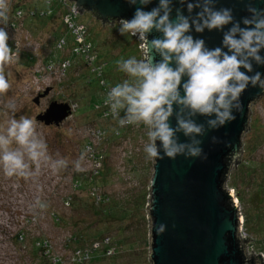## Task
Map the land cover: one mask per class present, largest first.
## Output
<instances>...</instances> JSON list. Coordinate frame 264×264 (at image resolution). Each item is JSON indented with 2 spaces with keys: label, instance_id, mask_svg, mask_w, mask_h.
Returning a JSON list of instances; mask_svg holds the SVG:
<instances>
[{
  "label": "rangeland",
  "instance_id": "1",
  "mask_svg": "<svg viewBox=\"0 0 264 264\" xmlns=\"http://www.w3.org/2000/svg\"><path fill=\"white\" fill-rule=\"evenodd\" d=\"M9 6L8 24H0V27L5 28L8 34L13 58L5 68L10 89L0 95V128L5 127L13 118H31L35 122L37 133L46 141L52 160L63 158L68 163L60 170H54L50 163L42 164L39 174L27 179L6 177L0 170V264H49L50 261L35 249L36 243L44 240L51 244L54 254L67 255L70 250L64 247V241L69 236L76 235L75 230L88 227L94 230L102 226L97 224L98 220L90 206L91 198H94L93 189L100 195L105 194L114 199L129 217L118 240H124L125 246L136 242L137 253L143 251L144 246L149 251L148 215L145 214L143 220L138 213L137 216L127 215V211L131 210L127 202L131 204L132 199L144 186L149 190L153 160L146 159L143 151L148 142L147 129L143 125H129L128 129L117 135V122L103 117L101 112L97 113L94 108H88L89 98L94 95L95 89L85 87L84 81L88 80V74L81 69L80 61L74 59L68 72H63L59 66V61L63 60L61 56H67L69 52L58 51L56 43L59 37H64L68 43L72 39L66 24L61 20L62 15L40 17L39 13L43 9L46 10L43 0H9ZM18 9L21 10L19 17L15 15ZM33 10L38 13L30 16V11ZM53 12L56 13L57 10L54 9ZM77 19L88 25L89 37H95L100 44L104 42L109 47L112 32H108L106 27H103L104 24L102 25L92 13L84 12L79 14ZM50 62L53 69L46 71L45 67ZM46 89H49V93L40 97L36 104L35 98ZM53 101L75 107L71 116L58 127L44 126L36 121L35 117ZM9 105L14 107L10 108ZM249 122V132L244 134L242 140L252 146L257 139H262V143L255 151H247L244 156L250 162L259 164L264 162V96L251 106ZM96 130H101L100 135H97ZM93 132L96 134L91 135ZM82 155V170L77 171L74 164ZM89 155L100 156L96 161L92 157L88 158ZM96 163H100L99 168ZM103 163V176H96L94 170H102ZM233 170L232 167L229 172L233 194L236 197V190L245 188L248 191L245 195L248 202L255 193V183L253 182V186L243 185L239 173L234 174ZM76 179L82 181V184L90 183L87 184V191L73 189ZM93 179L100 184L98 188H92ZM256 180L257 178H253V181ZM261 180L264 183L263 174L257 181ZM72 196L80 200L78 204L65 205V198ZM38 199L47 207L41 209L36 204ZM247 202L245 205L248 207ZM238 203L245 225V208ZM146 205L147 203L144 212L147 213ZM58 218L62 219L63 223L57 222ZM120 224L118 221L107 222V226H102L109 229L108 234H104L113 236ZM19 231L24 232L22 241L15 239ZM144 233L145 240L140 238V234L143 236ZM252 237L256 239L254 235ZM130 254L126 253L112 261L113 264L134 263L136 258ZM105 263L110 264L109 260L103 261L102 264Z\"/></svg>",
  "mask_w": 264,
  "mask_h": 264
},
{
  "label": "clouds",
  "instance_id": "2",
  "mask_svg": "<svg viewBox=\"0 0 264 264\" xmlns=\"http://www.w3.org/2000/svg\"><path fill=\"white\" fill-rule=\"evenodd\" d=\"M125 2L140 6L131 19H120L119 33L137 37L142 55L117 61L118 71L127 78L109 88L104 105L119 126L143 125L147 129L148 142L143 148L146 159L166 156L174 160L183 155L206 160L202 140L197 137L234 121L233 111L241 110L240 98L249 85L264 89L262 74L253 68V63L264 66L260 54L264 50V9L248 3L249 15L236 21L231 8H216V0H178L182 7L175 9L173 19V0H159L150 11L144 8L152 0ZM185 4L189 15H184ZM194 9L199 11L193 16ZM8 12L9 0H0V24H8ZM193 29L196 33L222 32L221 46L207 47L204 39L190 34ZM153 30L162 35L149 40ZM12 58L8 34L0 27V95L10 89L5 68ZM174 114L176 126L172 127L169 121ZM197 116L208 118L207 127L196 123ZM178 133L188 142H180ZM212 142L219 141L213 136ZM83 159L82 155L75 162L77 171L82 170ZM49 163L60 170L68 162L63 158L52 160L31 118H13L0 128V170L6 177L27 179L39 174L42 164ZM36 204L41 209L47 207L39 199ZM158 231H163V225Z\"/></svg>",
  "mask_w": 264,
  "mask_h": 264
},
{
  "label": "water",
  "instance_id": "3",
  "mask_svg": "<svg viewBox=\"0 0 264 264\" xmlns=\"http://www.w3.org/2000/svg\"><path fill=\"white\" fill-rule=\"evenodd\" d=\"M72 1L80 13L88 10L101 20L118 22L121 18L131 19L136 7L140 6H130L125 0ZM158 2L159 0H152L144 10L150 11ZM248 3L258 9H264V0H216L215 6L218 9L231 8L235 20L240 21L242 17L249 15L246 11ZM180 7L182 6L178 0H173V19L175 9ZM197 11L199 9H194L191 15L194 16ZM183 12L184 15H189L186 4L183 6ZM228 27L231 25L226 26L225 31ZM190 34L194 38L204 39L209 48L221 46L223 33L220 31L205 30L203 33H196L193 29ZM161 35L153 30L149 40ZM260 54L264 56V50ZM156 59L159 60L160 57L157 56ZM253 68L254 72L262 74L261 79L264 80V66L253 63ZM48 93L49 89H46L35 100ZM263 96L264 89L249 85L240 98L241 110L233 111L236 119L197 137L202 140L200 146L207 154L206 160L185 158L183 155H178L174 160L166 156L164 159H153L146 205L150 221V264H254L246 258V245L240 239L239 224L242 219L237 201L233 200L232 190L230 193L224 188L226 180L223 181L222 177L224 174L228 176L227 171L240 159L241 141L249 124L250 108ZM72 112L70 104L53 101L35 119L44 126L58 127ZM194 119L196 123L205 124L207 127L205 122L208 118L197 116ZM169 122L172 127L176 126L175 114ZM177 135L180 142H188V138L182 133ZM213 136L217 137L218 143L212 142ZM157 144L159 148V141ZM160 154L164 155L162 149ZM229 156L233 162L230 167L225 163ZM229 200L232 202L231 207L226 205ZM161 225L162 232L158 231Z\"/></svg>",
  "mask_w": 264,
  "mask_h": 264
},
{
  "label": "trees",
  "instance_id": "4",
  "mask_svg": "<svg viewBox=\"0 0 264 264\" xmlns=\"http://www.w3.org/2000/svg\"><path fill=\"white\" fill-rule=\"evenodd\" d=\"M86 13H92L88 10L81 11V15ZM93 14V13H92ZM94 15V14H93ZM103 27H106V30L108 32H112L111 35V42L109 41V47L104 42H100L94 37H89V31H88V25L77 21L84 26H87V32L88 35L86 36V41L90 43L91 45V54L94 56L95 61L94 64H101L102 71L100 76L97 75V73H91L90 68L83 62V58L80 56H74L70 53V50L72 48V39L71 42L68 43L66 40V47L63 49L64 51L68 50L69 55L64 56L63 60H68L70 63V66L66 69L65 72H68L71 67L74 59H77L81 63V69L88 74V80L84 81L85 87H91L92 89H95L94 95L89 98L88 108H94L101 102V99H103V87L110 88L111 86H115L118 83H121L124 79L127 77L124 73L118 71L117 67V61L121 59H127L129 57L135 56L136 58H140L142 53L140 51V42L136 37L132 36H122L119 33V22L113 21V20H101L98 17H96ZM61 38V37H60ZM62 51V50H58ZM72 61H71V60ZM100 81L103 82V84H100ZM98 111V110H95ZM99 113V111L97 112ZM123 113H121V116ZM250 117V116H249ZM251 121V119H250ZM250 123V122H249ZM130 126L126 128H120V131L118 132V135L128 129ZM125 129V130H124ZM101 131V130H99ZM249 132V124L245 128V133ZM115 137V136H114ZM246 137V136H245ZM243 139V138H242ZM257 139L255 145H249L244 143V141H241V158L234 163L233 168L234 170L232 173H239L238 176H240L241 182L245 186H253V182L255 183V193L252 194L250 197V200L247 202L245 199V195H247L248 191L242 189V190H236V198L238 202H240L241 205H243L244 209V219H245V225L244 229L248 236L251 238L252 241V248H254L257 251H261L264 253V183L263 180H259L261 178L262 174L264 175V162H261L259 164H256L253 162H250L246 155L248 152H253L256 150L258 146L261 145L262 139ZM259 141V142H258ZM100 156V155H99ZM99 156H95V158H99ZM102 163V161H101ZM225 163L228 167H230L233 162L231 160V157H227L225 159ZM153 167V164H152ZM102 170L97 171L96 176H103L104 173V163L102 164ZM230 171H227V173ZM226 173V172H225ZM226 173V174H227ZM229 175V174H228ZM227 175H223L222 179L223 181L226 180ZM253 178H257L256 181H253ZM230 177H228L227 186L228 188L232 189V186L230 187ZM95 179L92 180V185L95 187H99L100 184L97 182H94ZM87 183V182H86ZM90 184V183H87ZM87 184H82V181H79L78 179L75 180V185L73 186V189L75 191H87ZM91 185V186H92ZM144 186V185H143ZM91 189V188H90ZM235 189V188H234ZM93 195L94 198H91L92 202L90 203L92 208V213L95 216V218L98 220L97 224H101L104 226V224L107 226V222L112 221H118L121 222V224L117 227L116 234L113 236L106 235L104 233L108 232V227H97L94 230H90L88 227L84 230H75L77 232L76 235H72V237L69 236V238L64 241V247L69 249V253L74 250H89L92 247V244L101 240L103 237H108L111 240L112 245L115 247V252L112 256H105L103 250H97L95 252H91L90 259L88 262L84 264H102L103 261L109 260L110 264H113L112 261H116V259L122 257L126 253H131L130 255H134L136 258L135 262L132 264H150L149 260L147 259V254H149L148 248L144 246V250L140 251V253L135 252L136 247L138 248V244L136 242L128 243L127 246L123 245L124 240H118V238L121 237L124 229V224L128 223L129 217L125 215V211L121 209L117 202L114 201V199H110L111 197H108L105 194L100 195L98 191H95L93 189ZM70 199L69 204L73 205L78 204V201H80L76 196L68 197ZM68 198H65L67 200ZM149 198V191L143 187L141 189L136 197L132 199L131 204L127 202V205L131 208V210L127 211V215L137 216V213L140 215V219L143 220L146 212H144V206L146 203H148ZM64 200V201H65ZM247 202L248 207L245 205ZM133 203V205H132ZM231 201H227L226 205L231 207ZM253 207V208H251ZM62 222L63 220L57 219V222ZM104 223V224H103ZM76 229V227H75ZM88 231V232H87ZM108 234V233H107ZM254 235L256 239L252 237ZM117 236V237H116ZM146 233L141 236L140 238L145 240ZM257 237H259L257 239ZM24 238V232L19 231V233L15 236L16 241L23 240ZM88 239L90 240L88 242ZM35 249L39 250L41 252V248L36 247ZM126 250V251H125ZM36 251V250H35ZM53 251V250H52ZM137 253V254H136ZM46 258V257H43ZM47 261H50L47 258ZM51 263V261H50ZM49 263V264H50ZM48 264V263H47ZM52 264V263H51ZM58 264V263H56ZM64 264H72L69 261H65ZM106 264V263H105Z\"/></svg>",
  "mask_w": 264,
  "mask_h": 264
},
{
  "label": "built area",
  "instance_id": "5",
  "mask_svg": "<svg viewBox=\"0 0 264 264\" xmlns=\"http://www.w3.org/2000/svg\"><path fill=\"white\" fill-rule=\"evenodd\" d=\"M43 1L46 4L45 6L46 10L43 9L41 12L39 11L40 17H44V16L52 17L55 14H60V16L62 15L61 20H63V23L66 24L68 32L70 33L71 38H72V48L70 50V53L74 56L82 57L83 62L90 68V72L97 73V75L100 76L103 66L97 63L94 64L95 58L91 54V45L90 43L86 41V36L88 35L87 26L86 25L84 26L83 24L77 21V17L79 16L80 12L76 10L75 2L72 0H43ZM54 9L57 10L56 13L53 12ZM10 10L12 9L10 8ZM36 13H38L37 10L30 11V16H34ZM15 15L19 17L21 15V10L18 9V12H16ZM65 47H66V39L64 37H61V38L59 37V40L56 43L57 50H63ZM52 65L53 64H51L50 62L45 67V70L52 71L53 69ZM59 66L61 70L64 72L70 66V63L68 60L61 59V61H59ZM100 84L102 85L103 82L100 81ZM103 88H104L103 89V95H104L103 99H101V102L95 107V110H98L99 112H101L103 117L117 122L116 120H114L112 115L109 113V109L104 105V99H105V96L109 88L108 87H103ZM74 107L75 106L73 105L72 109H74ZM250 113H251V108H250ZM128 126L129 125L124 126V127L119 126V128L117 129V135H118V132L120 131V128H126ZM96 133L97 135H100L101 131L96 130ZM96 133L93 132L91 135H94ZM91 157L93 160H96V161L98 160V158H95L94 155L88 156V158H91ZM96 161H93V162H96ZM95 165L98 168L100 167V163H96ZM98 168L96 169L94 168L95 174L97 173ZM228 177L229 175L227 176V179L225 181L224 188L228 192H230L232 189L228 188L227 186ZM232 195H233V200L236 199L237 201L238 210H239V213L242 219V222L239 224L241 228L240 229V239L246 245V258L250 259V261L253 262L254 264H264V255H261L262 252L255 250L251 246L252 241L244 229L241 208L239 206L237 198L233 194V191H232ZM69 201L70 199L68 198L64 202V204L68 206ZM36 247L41 248L40 253L42 254V256L48 258L52 264H56V263L64 264L66 260L72 264H84L89 261L91 252H95L97 250H103L105 256H112L115 252V247L114 245H112L111 240L108 237H103L101 240L93 243L90 251L89 250H74L68 253L67 255H64L63 253L54 254L52 251L51 244L47 242L46 240L38 241L36 243Z\"/></svg>",
  "mask_w": 264,
  "mask_h": 264
},
{
  "label": "flooded vegetation",
  "instance_id": "6",
  "mask_svg": "<svg viewBox=\"0 0 264 264\" xmlns=\"http://www.w3.org/2000/svg\"><path fill=\"white\" fill-rule=\"evenodd\" d=\"M41 95V94H38V96ZM34 102L37 104L38 103V100H34ZM36 118V117H35ZM36 120V119H35Z\"/></svg>",
  "mask_w": 264,
  "mask_h": 264
}]
</instances>
